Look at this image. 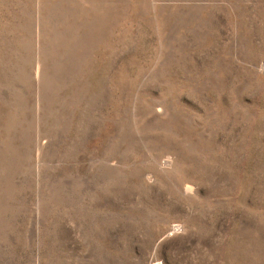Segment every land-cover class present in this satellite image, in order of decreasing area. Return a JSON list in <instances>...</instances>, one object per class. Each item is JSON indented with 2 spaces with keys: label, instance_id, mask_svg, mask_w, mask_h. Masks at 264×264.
Here are the masks:
<instances>
[{
  "label": "rangeland",
  "instance_id": "374dc122",
  "mask_svg": "<svg viewBox=\"0 0 264 264\" xmlns=\"http://www.w3.org/2000/svg\"><path fill=\"white\" fill-rule=\"evenodd\" d=\"M0 264H264V0H0Z\"/></svg>",
  "mask_w": 264,
  "mask_h": 264
},
{
  "label": "bare ground",
  "instance_id": "6f19581e",
  "mask_svg": "<svg viewBox=\"0 0 264 264\" xmlns=\"http://www.w3.org/2000/svg\"><path fill=\"white\" fill-rule=\"evenodd\" d=\"M187 188V187H186ZM185 190V189H184Z\"/></svg>",
  "mask_w": 264,
  "mask_h": 264
}]
</instances>
